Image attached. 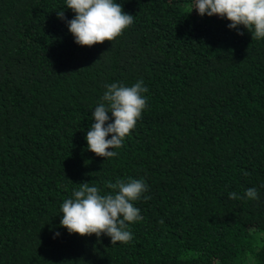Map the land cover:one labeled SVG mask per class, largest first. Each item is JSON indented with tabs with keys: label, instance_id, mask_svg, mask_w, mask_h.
Returning a JSON list of instances; mask_svg holds the SVG:
<instances>
[{
	"label": "trees",
	"instance_id": "1",
	"mask_svg": "<svg viewBox=\"0 0 264 264\" xmlns=\"http://www.w3.org/2000/svg\"><path fill=\"white\" fill-rule=\"evenodd\" d=\"M116 2L133 23L81 46L66 0H0V264H264V38L196 0ZM141 80L135 128L96 155L106 85ZM129 179L148 186L130 242L60 226L80 183Z\"/></svg>",
	"mask_w": 264,
	"mask_h": 264
},
{
	"label": "clouds",
	"instance_id": "2",
	"mask_svg": "<svg viewBox=\"0 0 264 264\" xmlns=\"http://www.w3.org/2000/svg\"><path fill=\"white\" fill-rule=\"evenodd\" d=\"M66 6L73 10L74 18L67 20L63 9L57 12V16L65 19L75 42L81 46L113 41L134 21V16L124 12L116 0H66ZM194 8L201 16L226 18L231 22L228 28L237 29L239 35L243 33L238 31V26L243 25L252 39L264 38V0H196ZM106 88L102 100L107 104L101 102L94 108L95 123L90 126L85 138L90 151L109 158L117 155L113 149L121 147L124 138L135 128L146 107V98L142 94L148 89L143 86L142 80L130 87L111 83ZM108 113L112 114L111 118ZM110 119L113 122L105 126ZM109 134L110 139L107 138ZM243 175L249 173L243 171ZM106 187L112 191L101 194V189L90 186L89 182L80 183L73 197L65 199L61 205L63 217L60 226L67 228L69 233L81 236L95 234L100 237L106 234L111 238L112 245L130 242L133 234L127 230L126 222L142 218L133 201L138 200L148 186L142 179H129L108 182ZM244 197L258 199V192L255 188H248ZM244 197L235 192L229 193L230 199ZM144 199L150 197L145 196ZM59 235V232L55 233V236Z\"/></svg>",
	"mask_w": 264,
	"mask_h": 264
}]
</instances>
